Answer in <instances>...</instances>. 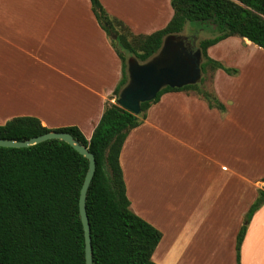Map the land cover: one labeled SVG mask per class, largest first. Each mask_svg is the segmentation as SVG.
Returning <instances> with one entry per match:
<instances>
[{
	"label": "crops",
	"instance_id": "0c3cea01",
	"mask_svg": "<svg viewBox=\"0 0 264 264\" xmlns=\"http://www.w3.org/2000/svg\"><path fill=\"white\" fill-rule=\"evenodd\" d=\"M136 34L164 27L170 0H99ZM233 49V57L214 52ZM237 70L211 87L225 112L168 91L127 134L119 164L130 209L161 231L157 264H237L236 235L264 184V49L227 37L207 49ZM122 76L121 60L89 0H0V125L37 117L89 138ZM239 264H264V204L252 215Z\"/></svg>",
	"mask_w": 264,
	"mask_h": 264
},
{
	"label": "trees",
	"instance_id": "16d2710c",
	"mask_svg": "<svg viewBox=\"0 0 264 264\" xmlns=\"http://www.w3.org/2000/svg\"><path fill=\"white\" fill-rule=\"evenodd\" d=\"M89 1L121 60L122 76L113 90L115 99L128 79L127 58L146 61L159 50L165 35L180 34L191 21L205 23L215 31L213 36L198 40L196 46L202 55L200 81L163 87L152 100L140 104L137 114L116 102L106 103L89 138L76 126L49 128L34 116L8 119L0 125V138L24 140L48 131L69 132L95 157L85 200L92 264H157L151 256L161 231L130 209L119 164L121 146L129 131L143 121L149 106L168 91L193 93L209 107L225 112V105L211 87L212 78L217 69L228 74L237 70L210 57L207 49L230 36L264 49V0H170V20L148 34L133 33L110 16L99 0ZM87 166V158L61 139L28 147L0 146V264H85L78 198ZM263 204L264 190L259 188L236 235L237 264L247 225Z\"/></svg>",
	"mask_w": 264,
	"mask_h": 264
},
{
	"label": "water",
	"instance_id": "95a60500",
	"mask_svg": "<svg viewBox=\"0 0 264 264\" xmlns=\"http://www.w3.org/2000/svg\"><path fill=\"white\" fill-rule=\"evenodd\" d=\"M115 37V35L113 36ZM195 35L167 34L161 47L144 62L134 56L127 58V82L120 89L115 102L134 114L140 104L152 100L165 86L182 87L200 81L202 55L196 47ZM48 139H61L87 158V170L79 190L78 211L84 235L85 264H92L90 224L86 213V192L95 171V157L87 147L66 131H48L24 140L0 138V146L28 147ZM264 190V184L262 186Z\"/></svg>",
	"mask_w": 264,
	"mask_h": 264
},
{
	"label": "rangeland",
	"instance_id": "374dc122",
	"mask_svg": "<svg viewBox=\"0 0 264 264\" xmlns=\"http://www.w3.org/2000/svg\"><path fill=\"white\" fill-rule=\"evenodd\" d=\"M180 33L182 35H185L188 37L196 35L197 36L196 46H197L198 40L204 39V38H209V37L213 36L215 34V31L209 25H207L205 23L198 22V21H191V22L185 23V25H184V27ZM220 46H223V45H215L212 49L213 52L211 54L215 55V57H216V54L214 52L221 49V52H220L221 54L225 53L228 57H230V58L233 57V52H234L233 49L228 50L226 48V46H224V47H220ZM223 63H225V62H223ZM205 85L206 86L209 85V80H207L205 82ZM113 99L115 100V96L113 97ZM260 185L263 186V184H260ZM262 186H260V188H262Z\"/></svg>",
	"mask_w": 264,
	"mask_h": 264
}]
</instances>
